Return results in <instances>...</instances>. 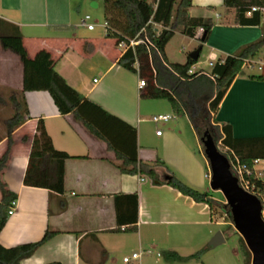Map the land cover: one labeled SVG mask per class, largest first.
<instances>
[{
	"label": "crops",
	"instance_id": "obj_1",
	"mask_svg": "<svg viewBox=\"0 0 264 264\" xmlns=\"http://www.w3.org/2000/svg\"><path fill=\"white\" fill-rule=\"evenodd\" d=\"M77 6L74 0H0V19L19 28L31 60L43 64L49 58L53 78L70 102L76 103L79 95L115 118L117 121L109 120L113 128H121L122 122L136 130L138 160L152 163L160 159L178 179L203 192L208 179L206 164L181 131L156 135L161 152L142 144L140 125L145 121L140 115L147 105L142 104V99L147 98L140 96L144 89L138 88L141 78L117 64L123 52L114 40L105 37V32L93 35L95 28L90 31L85 27L84 32L79 31L82 18L78 23ZM188 14L213 22L207 41H199L201 50H207L208 61L232 56L261 37L259 26L236 24L235 11L225 7L224 0H191ZM262 14L264 22V10ZM200 35L182 36L191 43ZM254 60L259 63L260 75L264 74V52L248 61ZM191 72H195L193 67ZM252 76L259 75L241 71L213 114L216 125H229L236 139L264 138V81ZM1 93L9 99L23 93L28 116L11 134L14 144L2 180L17 200L14 215L7 218L0 231V246L12 249L39 242L46 231L56 233L21 264H123L122 259L133 253L141 254L135 264H164L159 258L166 252L187 257L217 249L207 245L216 232L208 205L195 203L167 185L118 169L112 163L115 154L107 143L57 103L47 78L3 49L0 98ZM87 109L98 123L107 121L102 112L89 106ZM38 121L43 123L53 148L70 156L64 163L62 194L23 185ZM191 129L189 137L200 145L192 126ZM6 147L7 140L2 136L0 158ZM258 164L264 169V160L253 166L256 177L264 182L256 170ZM157 171L162 178L166 174L164 168ZM132 195L138 199L136 231H124L130 225L118 231L114 197L120 196L118 208L121 218L127 220L123 222L128 224L133 214ZM236 256L235 251L231 255L224 250L214 255L217 264H237ZM201 258L184 264H198Z\"/></svg>",
	"mask_w": 264,
	"mask_h": 264
},
{
	"label": "trees",
	"instance_id": "obj_2",
	"mask_svg": "<svg viewBox=\"0 0 264 264\" xmlns=\"http://www.w3.org/2000/svg\"><path fill=\"white\" fill-rule=\"evenodd\" d=\"M104 10L105 37L115 41V45L142 40L143 45L129 48L119 58L117 64L123 69L138 74L146 81V87L141 97L147 99L167 100L174 113L187 117L200 141L204 131L219 141L230 159L236 158L241 165L251 172L249 180L254 183L258 192L264 197V182L254 177L255 161L264 160V138L236 139L231 134L229 125H216L213 114L226 94L233 80L241 73L245 61L253 60L260 51L264 52V0H224L225 7L235 11V23L241 26H259L261 37L253 43L243 46L232 56L217 61L209 73L203 71L189 73L198 62L189 56L184 64H172L166 59L164 50L176 31L188 38H195L197 29L203 32L198 38L205 43L209 37L213 22L208 19L193 18L188 14L191 0H101ZM257 11L246 14L252 9ZM0 46L19 57L24 64H30L43 74L49 82V91L57 103L81 122L95 137L105 141L108 149L115 154L112 162L118 169L130 175L147 177L154 184L167 185L183 196L189 197L195 203L208 205L213 213L214 201L209 193L200 192L178 179L160 159L152 163L142 162L137 157L136 130L119 122L121 128L111 126L109 120H116L102 112L96 105L77 95V102L72 103L62 93L53 78V66L49 58L43 64L31 60L22 44V35L17 26L0 19ZM199 59V58H198ZM252 79L264 81V74L252 76ZM10 104L14 108L13 116L6 123L7 147L0 158V231L4 227L13 202L17 196L12 193L3 182L2 176L8 166L10 153L14 144L11 134L20 127L28 116L23 93L13 95ZM91 107L106 116V122L98 123L91 111ZM117 121V120H116ZM215 141V140H214ZM70 156L55 150L47 135L43 123L38 121L31 143L26 171L23 177L25 187L40 188L50 193L62 194L64 179V163ZM164 168L166 174L160 177L157 169ZM128 197V196H125ZM133 200V214L130 222L121 218L118 208V198L115 196V209L118 231L123 225H130L124 231L135 232L137 224V195L129 196ZM227 210V205L220 207ZM229 213V212H228ZM214 214V213H213ZM227 214V213H226ZM56 233L46 231L39 242L26 244L12 249L0 246V264H21L22 261L34 255L39 247L52 239ZM241 242L243 240L240 238ZM204 250L193 255L182 257L175 252H166L165 260L169 263H189L200 259ZM249 252V251H248ZM248 263L250 256L248 253ZM49 264H60L57 262Z\"/></svg>",
	"mask_w": 264,
	"mask_h": 264
},
{
	"label": "rangeland",
	"instance_id": "obj_3",
	"mask_svg": "<svg viewBox=\"0 0 264 264\" xmlns=\"http://www.w3.org/2000/svg\"><path fill=\"white\" fill-rule=\"evenodd\" d=\"M78 6L75 12L76 20L79 23V19L88 15L91 18L89 23L95 24V34L105 32L104 28V10L103 3L101 0H74ZM81 4V5H80ZM92 4H96V7H92ZM78 11V12H77ZM83 27L79 28L80 32H84ZM198 47H200L199 40L193 41L189 43L187 39L182 36L178 31L175 32L173 38L168 42L165 47V55L167 57V61L172 64H184L188 58V56L194 52ZM0 52L2 49L0 48ZM207 50L202 49L200 52V56L198 62L193 66V70L195 72L203 71L205 73H209L211 68L208 66V57ZM259 63L257 60H254L249 65H245L242 68V71L246 74L252 75H260L261 72L258 70ZM2 97L0 98V137L6 135V123L13 116L14 108L10 104L9 96L4 93H1ZM142 104H147L143 109L142 114L140 115V119L145 121V124L140 125L141 127V142L148 148L158 149L161 152V143L160 139L156 137V132L160 131L161 134L168 133L170 131H174L175 133L182 132L183 137L192 145L195 153L198 156H201V161L206 164V175L210 177V170L208 163L203 155V146L199 145L198 142H194L190 135L191 125L186 116L180 113H174L171 109V105L167 100L162 99H142ZM166 109V112H162V110ZM160 113V114H159ZM158 115H172L175 119L169 121L168 123H159L155 125L149 121L152 116ZM177 124V125H175ZM216 141V139H214ZM217 142V148L219 152L225 155L228 159L226 150L223 148L219 141ZM230 160V159H229ZM262 168V164L256 165V170L261 173V178L264 177V169ZM254 172V171H253ZM256 177L255 174H253ZM206 178V187L203 193H209L214 201L213 204V229L216 232H221L225 235L226 243L222 246L217 247V249L207 251L203 256H201V260L198 264H217L214 255L221 250L228 251L232 255V251L237 253L235 261L237 264H247L248 258L247 254H249V264H251V254L248 252L244 242H241L240 236L237 232H235L231 219H230V211L229 208L222 211L220 208L222 205L226 204L225 199L223 198L220 192L212 191L210 188V178ZM257 178V177H256ZM229 212V213H228ZM227 213V214H226ZM214 223H217L214 225ZM215 232V233H216ZM159 261L167 264L164 256L161 254Z\"/></svg>",
	"mask_w": 264,
	"mask_h": 264
},
{
	"label": "water",
	"instance_id": "obj_4",
	"mask_svg": "<svg viewBox=\"0 0 264 264\" xmlns=\"http://www.w3.org/2000/svg\"><path fill=\"white\" fill-rule=\"evenodd\" d=\"M92 7L95 8L96 4H92ZM203 39L202 36L201 42ZM200 52L201 47H198L189 57L196 62ZM200 143L210 170L211 190L220 192L225 199L233 228L251 254V264H264V222L261 218V202L240 187L237 178L231 172L228 158L219 152L217 142L208 131L203 132ZM224 242L221 232H216L207 245L209 248H216Z\"/></svg>",
	"mask_w": 264,
	"mask_h": 264
},
{
	"label": "built area",
	"instance_id": "obj_5",
	"mask_svg": "<svg viewBox=\"0 0 264 264\" xmlns=\"http://www.w3.org/2000/svg\"><path fill=\"white\" fill-rule=\"evenodd\" d=\"M257 11L256 8H252L246 15L250 16L251 13ZM91 21L90 16L86 15L84 16L81 21H80V26L85 27L87 30H93L95 28V24H91L89 23ZM106 27V24L104 23V28ZM203 30L202 29H197V33L202 34ZM144 42L142 40H132L128 43L123 42L119 44V48L122 50V52H126L129 48H134L137 45H143ZM220 61L222 62V60H214L212 58H210V60L208 61V66L212 69L214 64ZM249 61H245V64H249ZM189 73L191 74L192 72L189 71ZM146 87V81L143 79L139 80V84H138V88L139 89H143ZM175 119L174 116L172 115H158V116H153L151 118V121L154 124H158V123H168L169 121ZM156 135H161L160 131L156 132ZM230 159V158H229ZM228 159V160H229ZM258 161L254 162V165L257 164ZM229 164H230V169L231 172L234 174V176L237 178L238 183L240 185V187L245 190L246 192L254 195L255 197H257L259 199V201L261 202L262 205V211H261V218L264 222V197L258 192V189L256 188V186L254 185V183H252L249 180V177L251 175V172L249 170H247L245 168V166L241 165L240 162L236 159H230L229 160ZM209 177V175H208ZM210 178V177H209ZM15 212V202L12 203L10 209L7 212L8 217L14 215ZM150 253V252H148ZM141 254L139 253H133L130 256H126L122 259V263L123 264H135V261H137L140 258ZM159 256V255H158Z\"/></svg>",
	"mask_w": 264,
	"mask_h": 264
}]
</instances>
